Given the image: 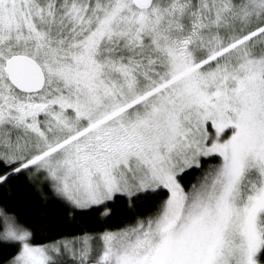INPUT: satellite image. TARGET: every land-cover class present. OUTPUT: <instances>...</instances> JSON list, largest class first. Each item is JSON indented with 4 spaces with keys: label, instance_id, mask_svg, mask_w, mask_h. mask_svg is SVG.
<instances>
[{
    "label": "snow or ice",
    "instance_id": "snow-or-ice-1",
    "mask_svg": "<svg viewBox=\"0 0 264 264\" xmlns=\"http://www.w3.org/2000/svg\"><path fill=\"white\" fill-rule=\"evenodd\" d=\"M0 264H264V0H0Z\"/></svg>",
    "mask_w": 264,
    "mask_h": 264
},
{
    "label": "trees",
    "instance_id": "trees-1",
    "mask_svg": "<svg viewBox=\"0 0 264 264\" xmlns=\"http://www.w3.org/2000/svg\"><path fill=\"white\" fill-rule=\"evenodd\" d=\"M27 193L21 189L15 196V200L25 202ZM23 211L26 219L36 226H41L44 221H54L59 215L60 211L54 203L45 204L40 199H32L30 202L23 203Z\"/></svg>",
    "mask_w": 264,
    "mask_h": 264
}]
</instances>
